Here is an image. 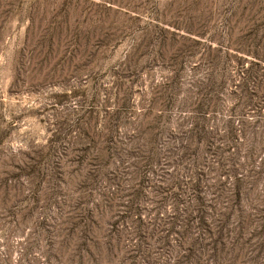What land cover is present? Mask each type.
I'll use <instances>...</instances> for the list:
<instances>
[{"label": "rangeland", "instance_id": "374dc122", "mask_svg": "<svg viewBox=\"0 0 264 264\" xmlns=\"http://www.w3.org/2000/svg\"><path fill=\"white\" fill-rule=\"evenodd\" d=\"M262 68L264 0H0V264H264Z\"/></svg>", "mask_w": 264, "mask_h": 264}, {"label": "trees", "instance_id": "16d2710c", "mask_svg": "<svg viewBox=\"0 0 264 264\" xmlns=\"http://www.w3.org/2000/svg\"><path fill=\"white\" fill-rule=\"evenodd\" d=\"M259 68V64H252V66L250 67V69H248V72L250 74H253L254 71L258 70ZM259 70H262L264 71V68L262 69H259ZM198 137V140H197V144L198 146L199 145H204V146H207L208 148H210L211 146H213L214 144V140L213 138L211 137V132H208L204 129V127H202V130H201V135L200 136H197ZM216 149H213L214 151H217V146H215Z\"/></svg>", "mask_w": 264, "mask_h": 264}]
</instances>
